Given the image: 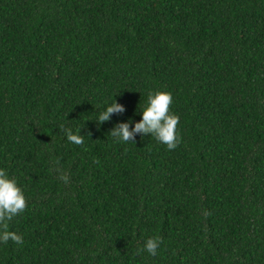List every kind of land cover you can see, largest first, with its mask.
<instances>
[{
	"label": "trees",
	"instance_id": "obj_1",
	"mask_svg": "<svg viewBox=\"0 0 264 264\" xmlns=\"http://www.w3.org/2000/svg\"><path fill=\"white\" fill-rule=\"evenodd\" d=\"M157 90L177 148L109 136ZM0 169V264H264V0H0Z\"/></svg>",
	"mask_w": 264,
	"mask_h": 264
},
{
	"label": "clouds",
	"instance_id": "obj_2",
	"mask_svg": "<svg viewBox=\"0 0 264 264\" xmlns=\"http://www.w3.org/2000/svg\"><path fill=\"white\" fill-rule=\"evenodd\" d=\"M173 103V97L167 91H149L147 93L146 104L141 108L142 119L135 123L134 128L130 130L132 121L117 124L109 133L116 142L129 143L135 140L137 134L150 135L157 142L166 145L168 150H174L181 142V137L177 133L179 116L170 111ZM125 109L115 100L97 115L96 123L98 125L108 122L114 113H123ZM61 131L65 134L67 140L75 145L84 144V136L78 131L73 133L71 128L61 125ZM90 135V134H89ZM59 178L65 183L68 177L62 170L56 169ZM27 207V201L22 189L17 185V181L10 178L7 172L0 169V243L7 244L12 241L16 244H22L23 238L17 233L9 230V222L14 217L24 212ZM161 240L159 237H150L142 248L137 250V255L146 251L155 256Z\"/></svg>",
	"mask_w": 264,
	"mask_h": 264
}]
</instances>
